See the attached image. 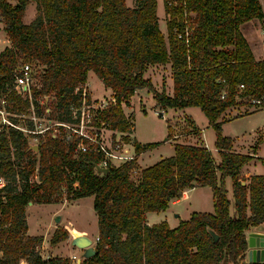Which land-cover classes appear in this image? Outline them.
Masks as SVG:
<instances>
[{"label": "trees", "instance_id": "obj_1", "mask_svg": "<svg viewBox=\"0 0 264 264\" xmlns=\"http://www.w3.org/2000/svg\"><path fill=\"white\" fill-rule=\"evenodd\" d=\"M12 1L0 0L8 40L0 52V76L10 80L21 63L38 65V83L31 93L33 98H46L47 118L78 123V118H71V108H80L83 100L90 104L86 75L91 71L114 99L96 113L93 124L123 133L136 158L159 144H142L128 135L132 120L122 104L145 89L157 108L197 107L214 132L218 160L203 146L175 142L172 156L150 166L141 168L135 160L100 174L95 167L102 154L92 149L79 152V140L62 137V128L59 136H29L37 139L35 151L20 132H0V177L5 181L0 188V264H72L70 258H41L42 236H28L24 211L29 201H59L63 191L71 199L91 196L96 214L95 253L78 264H236L244 258L245 233L264 222V175L245 179L240 170L256 154L261 138L251 153H237L233 139L222 135L219 119L229 108L242 105V99L249 105L251 99L264 97V59L253 58L240 32L246 21L263 19L261 3L162 0L166 16L183 10L193 14L186 35L183 21L167 18L164 36L157 24L156 0H133V7L125 0ZM29 2L36 15L23 24ZM154 64L170 65L171 96L143 77ZM27 105L15 98L7 110L23 113ZM133 170L138 171L135 179ZM194 187L211 189L213 213H192L174 229L164 221L146 224L147 212L165 211L171 200ZM208 230L217 235L215 242ZM67 236L68 231L56 227L48 244Z\"/></svg>", "mask_w": 264, "mask_h": 264}, {"label": "rangeland", "instance_id": "obj_2", "mask_svg": "<svg viewBox=\"0 0 264 264\" xmlns=\"http://www.w3.org/2000/svg\"><path fill=\"white\" fill-rule=\"evenodd\" d=\"M11 2L13 3L12 0ZM260 3L262 6V11L264 13V0H260ZM125 4L128 7L129 4H132L133 7V0H125ZM156 5V15L157 17L160 16V19H157L160 20L159 22L162 27L164 22H166L167 18H173L175 21H183L187 26L190 27V18L193 16L191 12L189 13L186 10H183L182 12H171L168 16H166V14L162 12V15H160L162 10L161 0H156ZM172 6L174 5L172 4L170 8ZM35 15L36 10L34 9V3L29 2L24 7V14L22 18L23 24L27 23V21H29V19H32ZM246 22L245 24L240 26V32L244 39L252 42V36L249 35L246 31L250 23ZM5 45V36L0 29V49L4 48ZM254 53L256 56L259 55L256 51H254ZM30 64L32 65L33 72L38 73L39 66L33 63ZM169 75L170 74L168 70V65L165 64L159 66H149L144 72L143 77L151 79V83L153 87L156 88V90H163L166 95L171 96L172 82L170 88ZM37 76L38 75H36V78L34 79V84L36 85L38 83ZM86 81L91 96L93 98L99 99L93 101L99 103L102 98L106 99V97L104 96H107V91L103 87L101 80H98L93 74V72L88 71ZM45 99L46 98H44V100ZM242 101V105H237L236 107L229 110V115H240L241 117H239L238 119L229 120V122H225L222 126V134L229 138L231 137L235 140V142L237 141L235 149L242 152L241 154L251 153L253 151L252 146L255 144V141L258 138H261L262 136L263 143H260L259 145L263 146H260L259 150L260 155L264 157V108L253 109L250 105L245 103V99H242ZM122 111L125 116H128L132 120V130H134L135 134L137 135V138L141 140H162L167 136V133H170L171 130L172 135L168 136L169 142L165 144H159L161 146L156 147V149L152 150V154L149 155L150 157L148 159V162H146L148 163V166L156 163L161 158L170 157L173 155V145H171V142L179 140V142L177 143H192L196 139L195 132H198L199 128L202 129L204 139L203 144L205 145L208 151H211L213 159L216 161L218 160L217 151L214 150L215 148L213 146V143H211L214 137V132L212 128L207 125V121L204 115L200 112L197 107L174 110L167 109L166 111H162V113H160L159 109L155 107L152 97L146 92V90L138 89L137 92H135L134 95L130 97L126 105L122 104ZM247 111L250 112L247 113ZM157 113L158 115H160V117L157 116ZM245 113H247V115H245ZM229 115L227 114L225 115V117H229ZM43 124H45V122H43ZM86 128L89 129L88 133H84L93 138L95 137L97 140L105 139L107 141H110L114 139H119V137H121L119 133L115 132L114 135H111V131L106 130L104 128L100 129L96 127L93 123L84 127V129ZM169 128L171 129L169 130ZM174 136L175 139H173ZM70 138H75V136H72ZM36 142L37 139L29 137V143L31 145L36 144ZM252 159L255 158L252 157ZM135 160L134 161L137 164V158ZM137 173L138 171L133 170V179L136 178ZM227 182V185L229 187V179H227ZM231 195V188L229 187L230 199L232 198ZM195 199L199 201V205L195 209L197 210L196 212L212 213V207L207 206V204L209 205L210 203V200L207 199V190L197 188L188 197L182 199L181 202L176 205V208L173 207L170 210L171 223L175 225L177 220L188 219L191 212V207L188 204L191 202V200ZM24 211L28 235L42 236L43 240L42 243L39 245V253L41 258H43V256H47L48 254L60 258L67 256L66 258H70L72 264H77V259H79L80 261L82 259L80 256L81 251L69 244L71 238L74 235H86L91 239V245H94V240L97 237L94 236V234L97 232V227L96 214L92 209L91 196H85L84 198L79 199H71L70 197H67L66 191H63L61 199L59 201H52L48 203L31 202L29 205L27 204L24 207ZM229 215L231 218L235 216L233 205H231L230 207ZM55 216H59V221L57 223L54 222ZM159 220H161L160 211L151 212L150 215H148L147 217V222L150 225L158 223ZM56 227L68 231L67 239L56 245H49V238L53 231L56 229ZM73 256L75 257L74 260L72 259ZM21 264L24 263L21 262ZM219 264L229 263L221 262ZM236 264H247L246 252L244 258L237 259Z\"/></svg>", "mask_w": 264, "mask_h": 264}, {"label": "built area", "instance_id": "obj_3", "mask_svg": "<svg viewBox=\"0 0 264 264\" xmlns=\"http://www.w3.org/2000/svg\"><path fill=\"white\" fill-rule=\"evenodd\" d=\"M185 26L186 35L189 31V26L186 24ZM177 37H179V35ZM37 74V72H33L32 65L26 62L21 63L18 68L11 72L10 80H5L0 76V80L3 79L0 81V132H7L9 129H13L28 138L29 136L43 135L46 132L52 136H59L61 135L59 128H62V137H67L68 139L75 136V139L79 140L76 145L79 152L83 153L84 151L92 149L102 154V159L97 165V167L101 169L117 167L120 164L136 159L132 144L123 141V133H119V135H121L119 139L110 141L105 139L97 140L95 137L93 138L85 134L88 133L87 131L89 129H84V127L91 125L94 119H96V113L107 107L110 102H113V98H102L99 103L92 100L89 105H86L83 100L80 108H71V118H78V123L58 122L45 116L48 109L46 107L44 108V96L38 98L32 97L31 88L35 83L34 79ZM241 88L242 86L239 87V89ZM11 95L13 98L8 100V97ZM15 98L28 103V107L23 113L7 110V108L15 102ZM249 105L253 109L264 108V97L251 99ZM77 112L79 113L77 114ZM43 122H45V124H43ZM110 133L114 135L115 132ZM33 138L36 139V137ZM29 147L31 148V144ZM4 184L5 181L0 177V188ZM96 241L97 237L94 240V244ZM72 259L74 260L75 257L73 256Z\"/></svg>", "mask_w": 264, "mask_h": 264}, {"label": "crops", "instance_id": "obj_4", "mask_svg": "<svg viewBox=\"0 0 264 264\" xmlns=\"http://www.w3.org/2000/svg\"><path fill=\"white\" fill-rule=\"evenodd\" d=\"M130 1V0H129ZM259 1V3H260V0H258ZM161 5H162V0H161ZM129 7H132V4L130 5L129 4ZM157 10V9H156ZM162 12L163 13H165L164 12V6L162 5V10H161V14L160 15H162ZM157 18H159L160 19V16L159 17H157ZM33 19V18H32ZM32 19H29V21L30 20H32ZM29 21H27V23L29 22ZM160 20H158L157 19V24H159V29L161 30V32L163 33V35L164 36H166V24H165V22H164V24H163V27H162V25L160 24V22H159ZM252 21V22H251ZM246 23H250V25H248V27H247V33L249 34V35H251L252 36V38H251V40H252V42L251 41H248V40H246V39H244V40H246L247 41V43H248V45H249V47H250V50H251V53H252V56H253V58H255L256 60H262V59H264V13H263V19L261 20V21H258V20H255V19H253V20H249L248 22H246ZM163 28V29H162ZM256 28H258V29H256ZM0 29H1V31L3 32V34H4V36H5V47H7V45H8V40H7V38H6V35H5V33H4V31H3V28H2V23H1V20H0ZM165 30V31H164ZM165 33V34H164ZM244 38V37H243ZM4 47V48H5ZM4 48H2V49H0V52L4 49ZM254 51H256V52H258V54L259 55H255V53H254ZM154 65H156V66H159L160 64H154ZM166 65H168V70H169V74H170V65L169 64H166ZM88 73V72H87ZM87 76V75H86ZM169 79H170V75H169ZM171 82H172V79H170V88H171ZM102 83V82H101ZM86 86H87V91H88V94H89V96H90V98L92 99V100H99V99H96V98H93L92 96H91V93H90V91H89V89H88V85H87V83H86ZM105 88V87H104ZM105 90L107 91V96H104V97H106V98H110L111 97V92H110V90L109 89H107V88H105ZM101 99V98H100ZM159 109V112L160 113H162V111H166L168 108H158ZM232 108H229V110H231ZM229 110H226L224 113H223V115L221 116V118L219 119L220 121H221V132H222V126H223V124L225 123V122H229V120H234V119H238L239 117H241L240 115H238V116H231V115H229ZM229 115V117H225V115ZM173 116V115H172ZM171 128H169V130H170ZM198 131V130H197ZM196 134H195V137H196V139L191 143H187V144H189V145H193V144H195V145H199V146H203V147H205V145L203 144L204 143V139H203V133H202V129H200L199 128V131L198 132H195ZM223 133V132H222ZM129 135V137L132 139V140H135V141H137V142H140V143H142V144H144V143H156V142H159V144H165V143H168L169 142V140H166L167 139V136L169 135V136H171L172 134H171V130H170V133L168 134L167 133V136L164 138V139H162V140H156V141H151L152 139H139V138H137V135L135 134V132H134V130H132L131 131V133H129L128 134ZM223 135V134H222ZM187 136H189V135H187ZM224 136V135H223ZM227 137V136H226ZM214 138L215 137H213V139H212V141H211V143H213L214 142ZM173 139H175V136L173 137ZM175 142H179V140H176V141H174V142H171V145H173V144H175ZM263 143V138H262V136H261V144ZM156 145V147H159V146H161V145ZM236 144H237V141L235 142V140L233 139V142H232V150L233 151H235V152H237V153H242V152H240V151H238V150H236L235 148H236ZM252 144V143H251ZM252 146V145H251ZM260 146H263V145H258L257 146V148L255 149L256 151V154H253V157L255 158V159H251V160H249V162L247 163V164H245L244 166H242L241 167V170H240V176L241 177H243V178H245V179H248L249 178V176H251V175H264V157H262L261 155H260V150H259V148H260ZM156 147L155 148H153V149H150V150H147V151H144V152H141L139 155H138V157H137V164H138V166H140L141 168H144V167H147L148 166V163H146V162H148V159H149V155H151L152 154V150H154V149H156ZM206 148V147H205ZM214 150H216V149H214ZM172 152H173V150H172ZM211 152V151H210ZM174 153V152H173ZM245 154V153H244ZM260 159V160H259ZM227 179H229V178H226L225 179V187H226V190H227V194H226V196H227V199L229 200V202H231V199L229 198V187H230V180H229V187H228V185H227ZM243 184H245V182L243 183ZM242 184V185H243ZM197 188H200V189H203V190H207V199L208 200H210V203H209V205L207 204V206L209 207H212V213H213V206H212V192H211V189L210 188H208V187H194L193 189H189V190H185L182 194H181V196H180V198H176V200H171L169 203H168V208L165 210V211H160V213H161V220H159L158 222H161V221H164V222H166V224L171 228V229H174V228H176L177 227V224H178V222L180 221V220H177L176 221V223H175V225L173 224V223H171V221H170V210L174 207V208H176V205H178L180 202H181V200L182 199H184V198H186V197H188L191 193H193L194 192V190H196ZM231 188V187H230ZM231 194H232V192H231ZM231 197H232V195H231ZM190 207H191V212H190V215L192 214V213H195L197 210H195L197 207H198V205H199V201L197 200V199H195V200H191V202L188 204ZM193 210V211H192ZM195 210V211H194ZM150 213L151 212H147L146 213V216H145V221H146V224L147 225H150L148 222H147V217H148V215H150ZM173 217H175V216H173ZM189 218V217H188ZM156 224H158V223H156ZM153 225V224H152ZM28 232V231H27ZM250 232H256V233H259V234H263L264 235V222H262V224H260L259 226H257V227H252L251 228V230L250 231H247L246 232V237H247V234L248 233H250ZM28 234V233H27ZM29 236V235H28ZM36 236H40V235H36ZM94 236H97V232L94 234ZM246 252H247V250H246ZM49 257H54V256H52L51 254H48L47 256H43V259L45 258H49ZM67 256H64V257H62V258H66Z\"/></svg>", "mask_w": 264, "mask_h": 264}, {"label": "water", "instance_id": "obj_5", "mask_svg": "<svg viewBox=\"0 0 264 264\" xmlns=\"http://www.w3.org/2000/svg\"><path fill=\"white\" fill-rule=\"evenodd\" d=\"M31 149L33 151L36 150V145H31ZM95 171L102 174L106 172L105 168L95 167ZM243 184V182H241ZM31 202L29 201L28 205ZM59 221V216L54 217V222ZM208 233L213 242L217 240V235L213 233L211 230H208ZM247 242V252H246V260L248 263L256 262V263H264V235L256 232H250L246 237ZM69 244L74 246L76 249L81 251V258L86 259L91 257L94 253V246H92V241L86 235H74ZM79 259H77V264L79 263Z\"/></svg>", "mask_w": 264, "mask_h": 264}]
</instances>
